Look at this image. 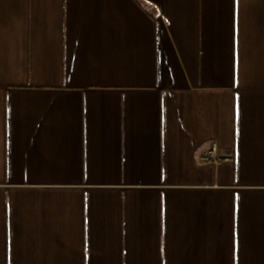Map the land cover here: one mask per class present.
<instances>
[{"label":"crops","instance_id":"obj_1","mask_svg":"<svg viewBox=\"0 0 264 264\" xmlns=\"http://www.w3.org/2000/svg\"><path fill=\"white\" fill-rule=\"evenodd\" d=\"M0 264H264V0H0Z\"/></svg>","mask_w":264,"mask_h":264},{"label":"built area","instance_id":"obj_2","mask_svg":"<svg viewBox=\"0 0 264 264\" xmlns=\"http://www.w3.org/2000/svg\"><path fill=\"white\" fill-rule=\"evenodd\" d=\"M233 158L234 157L232 154L222 153L216 144H212L203 156L204 161L213 162V163L232 161Z\"/></svg>","mask_w":264,"mask_h":264}]
</instances>
